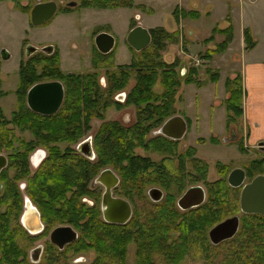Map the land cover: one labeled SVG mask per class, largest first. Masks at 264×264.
<instances>
[{
  "label": "flooded vegetation",
  "instance_id": "1",
  "mask_svg": "<svg viewBox=\"0 0 264 264\" xmlns=\"http://www.w3.org/2000/svg\"><path fill=\"white\" fill-rule=\"evenodd\" d=\"M46 3L55 4L54 13L48 20L34 24L31 11L34 6ZM137 3L141 2L0 0V27L17 23L20 31L23 29L15 52L0 46V264H97L99 258L106 256L101 247L105 236L112 241L106 240L110 250L118 252L114 247L118 238L111 233L118 228L125 230L119 239L125 243L124 260L130 262L133 254L130 237L137 234L140 225L133 219L137 214L153 213L168 204L166 211L180 219L184 212L206 202L205 182L217 178L210 179L207 161L197 157V148L205 144H235L243 156L252 152L249 158L241 157L237 166L229 167L231 161L224 163L216 159L228 168L224 179L236 190L237 210L230 216L238 215L240 224L244 214L239 206L241 188L255 176L264 174V138L250 144V135L241 130L240 120L228 127L223 124L219 133L213 131L210 120L216 109H222L224 116V97L209 103L205 112L195 103L194 96L178 110L177 90L170 109L158 85L151 89L152 99H143L145 93L143 97L140 92L134 93L137 74L142 69L130 65L150 43L135 51L126 37L133 27L140 25V15L134 14L135 24L118 35L115 23L107 19L87 23L84 13H78H87L88 9L128 11L123 18L127 20L132 5L143 7ZM177 21L173 12L165 19L172 37L176 32L181 35L174 27ZM50 25L77 32V43H70L75 48L69 47L65 52V57L74 64L69 69L62 67L61 47L56 41L36 38L30 31ZM100 34L113 39L108 51L99 50L95 44ZM82 39L91 44L86 63L81 62L76 51V44L81 46ZM99 45L105 47L102 40ZM118 46L128 59L123 63L116 62ZM11 60V66H4ZM174 60L163 62L170 64ZM190 67L178 63L175 69L183 75ZM54 83L60 85V99L58 87L51 85ZM9 99L13 101L7 105ZM130 107L134 109L133 121L126 124L129 121L123 118V112ZM113 109L119 112V119L111 117ZM155 112L161 118L164 113L168 115L159 119ZM172 117H180L185 123L179 138L160 131L163 123ZM202 123L206 124L207 135L202 132L205 130ZM186 135L187 143L182 142ZM258 166L263 167L262 172H258ZM235 168L244 172V180L240 186L232 187L226 178ZM249 171H254L253 175L249 176ZM136 185L140 187L138 193L132 189ZM106 186L111 198L129 204L131 213L126 222L118 224L104 219L101 201ZM178 186L182 187L180 191ZM192 186L203 188L204 199L195 207L182 209L177 200ZM157 196L158 199H152Z\"/></svg>",
  "mask_w": 264,
  "mask_h": 264
},
{
  "label": "trees",
  "instance_id": "2",
  "mask_svg": "<svg viewBox=\"0 0 264 264\" xmlns=\"http://www.w3.org/2000/svg\"><path fill=\"white\" fill-rule=\"evenodd\" d=\"M100 7L104 5L96 4ZM175 20L179 17H198L197 13L185 11L183 9H174ZM180 15V16H179ZM227 22L225 27L214 26L210 35L204 40L213 41L214 35L223 36L219 42L214 41L213 48H207L201 55L203 60H211L214 55L222 54L228 47L233 36V27L230 17L224 18ZM151 42L148 47L141 50L139 56L131 63V67L142 69L139 75L134 93H139L143 99L149 100L154 96L151 89L158 85L162 88L163 96L166 101L170 102L178 87L182 84H193L201 87L205 83L198 78L199 70L193 65L190 69L180 75L175 67L178 59L173 63L167 64L162 61L158 51L165 48V42L176 41L170 32L165 31L162 27L149 29ZM174 38V39H173ZM244 48L251 49L255 41L249 29L243 30ZM204 73L208 81L215 83L219 78L217 70L210 66H205ZM226 93L223 99L224 104V124L228 127L236 123L242 117L243 88L242 79L239 73L233 76H226L223 82ZM138 98H134L137 100ZM156 113V112H155ZM167 116L163 114L161 118ZM157 121V119H156ZM258 172L263 171V167H257ZM228 168L217 164L218 176L216 180L205 182L206 202L201 206L188 210L183 213V217L177 219L170 211H166L168 204L161 205L157 210L147 212L144 215L137 214L133 219L139 222L137 234L131 235L130 244L133 246V254L130 262H125V243L119 239V234L124 229L118 228L112 230L118 240L115 241L114 247L118 252L113 253L107 242H112L109 237L104 238V244L101 246L105 250L106 256L97 260V264H180L185 258L193 257L200 259V264H264V217L254 214H243L240 218V224L237 232L229 239L224 240L216 245L209 242L207 230L236 210V190L229 187L224 179ZM249 171V176L253 175ZM182 187L178 186L180 191ZM137 193L140 187H132ZM143 224V226L141 225ZM125 231V230H124ZM112 253V254H111ZM232 254L233 259L227 262L228 254ZM111 255V256H108Z\"/></svg>",
  "mask_w": 264,
  "mask_h": 264
},
{
  "label": "rangeland",
  "instance_id": "3",
  "mask_svg": "<svg viewBox=\"0 0 264 264\" xmlns=\"http://www.w3.org/2000/svg\"><path fill=\"white\" fill-rule=\"evenodd\" d=\"M134 3L136 1H140L143 7H130L128 19H123L126 16L128 11H120L114 10L111 12H106L104 10H93L88 9L86 10L87 13L84 11H78V13L84 14H92V15H84L86 19H88L87 23L93 21H101L107 19L108 22L112 24H116L117 27L115 28L118 35H121V31H126L132 25L135 24L133 19V15L137 14L140 15V19L138 20L139 24L142 26H146L147 29H153L156 27H162L165 31L170 32V28L168 25L165 24V19L169 16H172L173 9H178L176 4L187 6L190 10L198 8V3L205 6L202 8L200 12L199 18H187L185 17L184 20H181L178 23H174V27L176 31L181 32V35L177 37V43H171L166 40L165 48L160 50L161 59L162 61H167L169 58L170 60L176 58L178 59V63L185 65L186 67H190L194 65L195 61H199L201 59V55L205 52L207 48L214 47V42H219L220 38L222 39L223 36H219L215 34L214 40L206 41L204 40L205 37L207 38L210 35L211 29L214 26H218L220 28L225 27L227 22L224 19V10L223 7V0H132ZM247 5V4H246ZM236 6V4H235ZM245 10L243 11L244 14L241 15L242 18H238L236 20V35L238 36V26L246 25L249 27L250 33L254 35L257 39V44L253 48V52L248 53L246 57L258 59L264 58V0H252L250 5L244 7ZM209 11V14H206V11ZM123 19V20H119ZM128 23V24H127ZM127 25V27H126ZM103 26V25H102ZM174 29V30H175ZM252 29V30H251ZM189 30V31H188ZM23 29L20 31V26L17 23L7 24L0 27V46L5 47L9 50V52H15L19 47V41L22 37ZM30 31L32 35L36 38H41L46 41L54 40L56 41L60 47L62 52V60H63V68L69 69L70 64H73V60H69L65 57V52L69 49L70 43L72 41L77 43V32L74 31L72 28L71 31L66 29L63 26L53 27L50 25L48 28L41 29L39 28H32ZM188 31L189 36L185 33ZM255 32V34H254ZM84 35H86L85 31L83 30ZM218 35V36H217ZM115 36V34H114ZM181 36V37H179ZM175 37V36H174ZM116 38V36H115ZM176 38V37H175ZM204 38V39H203ZM117 39V38H116ZM237 38L236 41L231 43V49L229 51H225L222 54H217L210 60V64L213 70H219V79L215 83H211L208 81L207 75L204 73L206 62H201L196 65L198 72V78L203 81L204 87L202 90H196L195 85L193 84H182L180 87L177 88V93L179 94V103L178 110H181L185 105L188 99L192 100L193 96L196 99H193L195 103H199L200 107H202L205 112L208 110L209 103H216L219 99H223L226 93L223 87L224 78L227 76V72H235L239 71L240 66L236 63V61L232 60V56L236 54V52L244 51L241 48L237 47ZM81 41V40H80ZM79 41V42H80ZM87 40L82 39V45H77V53H80V60L83 63H86L88 58L91 54V44L86 43ZM75 48V47H70ZM116 62L123 63L127 61L126 54L124 50L118 46L116 49ZM15 57V54L12 56V59ZM13 60L8 62L4 66H11ZM210 66V67H211ZM12 71V70H11ZM70 71V70H68ZM226 72V73H225ZM132 82L129 84L131 85ZM242 87L244 90L243 80H242ZM13 99H9L6 104L10 105ZM197 105V104H196ZM126 114H124V112ZM123 112V118L127 122L126 124L133 121L134 109L128 108ZM112 118H120L119 112L115 109L110 111ZM213 131H218L222 128L223 125V111L222 109H216L213 114ZM121 120V119H120ZM205 126V130L202 132L206 134V124L202 123V126ZM205 131V132H204ZM188 136L186 135L182 142L187 143ZM250 152L247 155L241 154L235 144H219L215 146H210L209 144L201 145L197 148V157L204 158L208 165H209V177L210 179H215L218 177L217 173V160H220L224 163H229L231 161L230 166H237L241 164L242 158H249ZM187 185L194 184V182H187ZM137 205L139 203L137 202ZM233 259L232 254H228L227 262H231ZM162 264V263H158ZM180 264H200V259L193 257L192 259L185 258Z\"/></svg>",
  "mask_w": 264,
  "mask_h": 264
},
{
  "label": "water",
  "instance_id": "4",
  "mask_svg": "<svg viewBox=\"0 0 264 264\" xmlns=\"http://www.w3.org/2000/svg\"><path fill=\"white\" fill-rule=\"evenodd\" d=\"M55 4L46 3L38 4L34 6L31 11V19L34 24H40L48 20L54 13ZM42 19H39L40 17ZM102 40L105 43V47L102 48L99 45V41ZM126 41L130 47L135 51H139L145 48L150 43V34L147 28L137 25L133 27L126 37ZM95 44L101 51H108L112 44L113 39L106 34H100L95 38ZM58 87V99L61 98V88L57 83L51 84ZM55 106L50 109L52 112ZM185 130V123L180 117H172L166 120L160 128V131L166 135H173V137L179 138L183 135ZM227 182L230 186H240L244 180V172L241 169H232L227 175ZM152 197V199H158ZM204 199V190L200 186L189 187L177 200V204L182 209H188L195 207ZM102 214L106 221L111 223H124L130 216L131 210L129 204L119 198H111L109 188L106 186L105 192L102 196ZM240 211L244 214L257 213L264 217V174L255 176L248 183H245L240 191L239 196ZM239 225V216L233 215L226 217L223 220L217 222L208 230V239L211 244L216 245L224 240L231 238L237 231Z\"/></svg>",
  "mask_w": 264,
  "mask_h": 264
},
{
  "label": "crops",
  "instance_id": "5",
  "mask_svg": "<svg viewBox=\"0 0 264 264\" xmlns=\"http://www.w3.org/2000/svg\"><path fill=\"white\" fill-rule=\"evenodd\" d=\"M251 2L252 0H223V7L225 8L224 18L226 17V15H228L233 27V36L226 50L229 51L231 49V43L233 41H236L237 38V47L241 48L244 51L243 54L242 52L237 51L236 54L232 56V60L236 61V63L239 64L238 67L240 66V72H237L241 74L244 85V98L242 102L243 113L239 122V126L242 131L250 135L248 141L250 144H253L258 139L264 138V58L258 60L246 57L248 53L251 54V52H253V48L257 44V39L256 37H254L252 32L251 35L253 37V40L255 41V45L251 49L246 50L244 48L243 30L250 29L249 27H247L246 25H239L238 36H235L237 29L235 26L236 20L238 18L239 21V18H242L241 15L244 14V7L247 5L249 6ZM176 5L178 6V9L181 8L189 11V8H187V6L180 4ZM197 7L198 8L192 9L191 11L193 13H197L200 16V12L205 6L198 3ZM205 13L209 14V11L207 10ZM180 19L179 22L181 21ZM235 73V70H232V72H227V76H233L235 75ZM210 123L213 129V120H210ZM221 131L222 128L216 132L219 133Z\"/></svg>",
  "mask_w": 264,
  "mask_h": 264
}]
</instances>
